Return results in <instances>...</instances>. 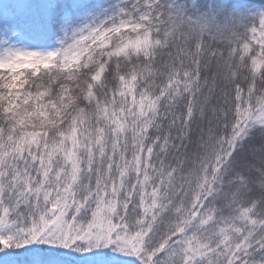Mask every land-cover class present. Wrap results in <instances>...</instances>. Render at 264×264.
Segmentation results:
<instances>
[{
    "label": "trees",
    "instance_id": "16d2710c",
    "mask_svg": "<svg viewBox=\"0 0 264 264\" xmlns=\"http://www.w3.org/2000/svg\"><path fill=\"white\" fill-rule=\"evenodd\" d=\"M62 1L74 0H0V11L46 46L63 21L43 7ZM262 7L75 0L74 20L106 11L140 29L77 66L0 77V264H105L54 248L51 207L76 226L103 211L135 243L128 264H264V46L250 14Z\"/></svg>",
    "mask_w": 264,
    "mask_h": 264
},
{
    "label": "rangeland",
    "instance_id": "374dc122",
    "mask_svg": "<svg viewBox=\"0 0 264 264\" xmlns=\"http://www.w3.org/2000/svg\"><path fill=\"white\" fill-rule=\"evenodd\" d=\"M131 0H123L129 2ZM75 3L65 1L56 3L58 9L52 12V7H43L44 18L50 20L54 15L63 22L61 38L46 46L36 45L26 39V24L11 17L12 8L0 11V77L5 73L16 74L22 71L38 72L47 68L54 61H60L65 68L77 66L86 53L96 45L106 41L110 36L119 32H135L139 26L130 23H117L106 11H98L87 21L70 17V8ZM52 12V13H51ZM51 13V15H50ZM250 14L259 19V27L252 32L254 44L264 46V7L258 8ZM50 15V16H49ZM264 125V110L259 116ZM55 208V218H48L50 209ZM104 212L100 211L89 225L76 226L67 223L56 207L46 211V223L43 227L52 233V244L62 254L70 255L81 252L83 258L89 253H100L105 264H128L136 253L135 243L131 238L113 234L104 219ZM113 232V233H112ZM134 243V244H133ZM92 247L94 250H90ZM83 251L86 252L84 256ZM64 255V256H65ZM10 256V255H8ZM68 257V256H67ZM2 258V256H0Z\"/></svg>",
    "mask_w": 264,
    "mask_h": 264
},
{
    "label": "water",
    "instance_id": "95a60500",
    "mask_svg": "<svg viewBox=\"0 0 264 264\" xmlns=\"http://www.w3.org/2000/svg\"><path fill=\"white\" fill-rule=\"evenodd\" d=\"M56 213H57V211H56L55 208L50 209L49 212H48V218H50V219L55 218Z\"/></svg>",
    "mask_w": 264,
    "mask_h": 264
}]
</instances>
